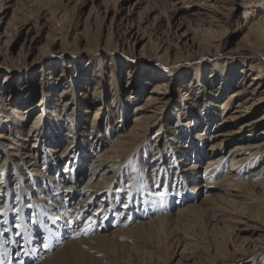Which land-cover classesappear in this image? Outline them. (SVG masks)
Returning a JSON list of instances; mask_svg holds the SVG:
<instances>
[{
  "label": "rangeland",
  "instance_id": "rangeland-1",
  "mask_svg": "<svg viewBox=\"0 0 264 264\" xmlns=\"http://www.w3.org/2000/svg\"><path fill=\"white\" fill-rule=\"evenodd\" d=\"M136 1L0 0V3L3 4L0 10V89L3 86L2 91H5L7 86L8 89L12 86L13 89L18 90L13 95L14 100L8 102L28 106L40 99L41 92L54 87V82L57 83L58 81V88L50 90L52 100L58 97L56 95L59 90L61 91L64 84L72 86L76 94L77 103L65 114L66 121L69 124L63 126L64 124H61V121H54L56 128L53 131L37 132L40 136V140H38H42L41 143L37 140L38 142L35 144L37 146L36 153L41 158L40 163L45 159V155L53 161L51 166L48 163L39 164V168L45 166L46 175H49L47 172L50 170L58 177L59 182H62V184L70 183V187L73 186L70 191L74 190L73 188L79 189L87 179L90 172L88 166L96 157L94 154L100 152L108 143H111L115 139L116 133L123 129L127 131L125 128L131 125L130 121L133 113H135L133 107L143 104L146 111L150 110L148 112L152 115L151 120L154 121L157 118L156 123H159L156 126L154 125L145 135L140 136L137 141L135 140L136 143L131 148L132 152L119 167L120 170L116 176L118 179L105 188L103 197H100L101 193L95 197L80 221L71 223L68 222L67 218L61 220L63 231L57 235L66 232L69 228L67 223L71 226L77 224L76 229L85 223L87 227L92 225V231L83 236L84 238L91 236V238L86 239L85 242H77L75 248L69 245L62 249L66 243L75 238L74 235L69 236L70 233H67L69 239L67 236L62 235L57 243L45 247L48 244V238H45L44 229H41L39 225L43 227L50 222H46L47 214L41 216L39 212H36L38 206L34 208L33 201H30V198L33 195L36 198L40 197L42 201L46 200L42 194L51 193L50 189L52 187L50 189L48 187L52 182L47 181L48 178L40 176L42 181H39L41 182L40 186L44 189L42 192L38 187L39 191L37 189L32 190L29 198L26 192L21 191V187L18 193L15 186H19V182L21 186L23 181H20L14 175L16 174V168L8 160V154L2 147L0 150V163L3 162L0 166L2 168L0 170V235L6 238L5 241H10L7 227L12 228V234L14 238L18 236L17 241L19 242V246L15 245L16 249L11 250L10 262L13 263L16 260L17 249L18 251L22 250L21 243L23 241H20L22 235H19L18 227L21 224H27L36 234L35 239L32 240V247L35 248L36 253L27 262L24 261L25 264H264V231L256 230L257 232L250 233L249 230H239L240 227L245 226V221L247 224H257L264 228V208L256 211L253 205L247 204L246 210L237 212L221 199L217 186L200 184L201 189L199 191L190 188L189 185L199 183V181L202 182L199 177L195 176V172H201L202 169L200 167L196 170H189L186 162H192L196 159L203 165L206 160V156L202 157V155L193 158V155H190L191 149L194 145H198L197 148L202 146L198 153L207 149L208 143L216 139L211 134L217 128H213L214 124L212 125L210 121L208 122L209 125L207 124L208 127L205 126L207 133L203 135V138L196 140L197 142H187L190 133L188 135V129H186L180 135L183 128L176 123L178 116L174 114V105H172L185 99L183 102H188L186 106L184 105L187 109V107H190L191 98H194L195 95L199 96L206 89V92L208 90L211 92L209 95L216 102L210 113L216 116L221 114L217 104H220L228 93L235 89L238 83L234 84L227 81L222 84L220 81L222 78L219 79V72L213 71V76H210L211 65L217 59L218 61H227L233 64L231 72L237 73L243 58L248 57V60L249 58L257 60L256 56L251 53L252 50L245 46V26H241V23L250 25L251 18L254 19L256 13L264 11V6L255 3L250 4L256 7H252L255 8L254 12L249 11L250 14H247L246 18L244 15L246 6L242 4V0H192L191 3L182 5L179 20L181 28H176V24L173 27H167L165 15L160 11V7H155V10L150 12L146 8L144 10L139 8L140 4H136ZM145 1L141 6L151 2L150 0ZM206 1H215L218 5H223L222 10L229 13L227 19L223 20L225 22L211 25L215 33L213 36L200 29V27L208 26L206 21L210 20L209 16L212 14L211 7L206 5ZM229 7L233 9L229 10ZM249 7L247 10L252 9ZM30 11L33 15H30ZM50 13L53 14V17H50ZM155 13H159V18L154 21L152 17ZM128 18H132V32L136 29L138 32H134L131 38L125 40V28L128 29L129 27ZM200 20L205 23H202V26L194 31L192 28L201 23ZM35 21L37 24H34ZM84 30H88L91 36L85 37L83 35ZM183 30L188 31V41L186 43L179 36ZM64 33H67V35L63 36ZM133 38L136 42H133ZM216 38H221L219 44L214 40ZM6 39L8 44L4 42ZM143 43H146L145 50L140 49ZM156 45L168 47L170 55H181L179 59L174 61L182 66L165 64L162 66V63L157 62L154 54L156 52L162 53L163 50L158 49L155 51L154 47ZM43 54L47 56L43 70L40 67L31 70L28 68L24 71L21 70V75L14 74V77L10 78L12 74L7 67L17 68L31 65L30 62L34 58H39ZM192 63H201V79L207 78L206 81L201 80L204 81L205 85L199 91L196 89V92L194 86L197 84L198 79L194 75L191 77L192 70L188 66ZM170 64L172 65V63ZM63 66H65V72L62 77L60 73ZM112 66H118L117 80L119 88L125 84V73L129 69L135 68L133 89L131 90L133 93L131 97L134 96L135 98H127L128 91L122 90L123 105L110 100L111 92L108 76ZM155 66H162L163 69L157 72ZM97 69L99 73L100 70L103 73L102 76L106 83H104V93H101L104 109L100 111L97 120V124L101 125L97 129H100L101 132L100 135L96 136V132L89 133L91 130L89 126L91 116L89 118L88 115L91 107H87L88 112L84 110L86 104L82 93L84 92L85 95V93L89 94L93 91L95 80L99 75L95 72ZM255 70L250 73H256ZM42 75L44 76L42 77ZM157 75L162 76L165 81L171 82L168 90L165 89L166 86L163 89L167 96L171 97L165 104L157 103V100L154 103L145 100L147 95L153 94L149 92L152 83L150 80L154 79L153 81H156ZM4 76H8V83L6 84L3 83ZM188 78H191L192 83L194 82L193 85L185 86V80ZM61 79L63 80L61 81ZM249 80L250 76H246V83ZM262 81L264 84V79ZM34 84L35 87L32 88L31 86H34ZM29 87L32 88L33 92L31 97H28V92H26ZM189 89L193 90L192 93L186 92ZM48 92L45 94L46 96ZM22 94H25L23 98H21ZM161 100L163 99L158 101ZM49 102L50 97L46 98L45 105ZM114 105L115 108L120 106L121 116L115 117L117 120H114ZM196 106H193V108ZM179 108L182 107L179 106ZM252 108L250 114L244 120L260 118L264 111V102L258 103ZM37 110L40 111V107L36 106L30 112V119L38 113ZM197 111L198 109L192 112ZM180 112L181 114L185 113L182 119H185V115L189 114L185 112V108ZM45 116V122L49 124L53 115L48 112L45 113ZM61 116L64 117V114L61 113ZM86 116L88 117L85 118ZM202 117L204 116L202 115ZM241 121L242 119L236 121L233 125L228 124V127L223 130L237 129L238 122ZM186 122H188V119L182 124ZM260 123L258 131L254 132L256 135L255 140L253 136L245 137L249 135L248 132L245 135L237 136L233 141L228 140L224 144L223 153H227L234 142L240 141L239 139L244 137L247 142L263 141L264 134L260 131L264 129V119L260 120ZM7 124H10V122ZM48 124L46 123L45 128L49 127ZM202 124L203 120L197 124L196 129H199ZM105 125L114 126L109 137L105 136L108 134L104 128ZM165 125L166 128H164ZM170 125L175 126L174 130L177 131L171 133L170 131L173 129L166 131ZM161 126L160 132H163L160 136H156L157 129ZM69 127L74 129V133L77 134L75 141L70 135H65ZM180 128L181 131L178 132ZM70 133L72 134V132ZM168 134L169 137L165 136ZM172 136H180V140L184 141V145H176L175 150H171ZM32 141L35 140L30 137L28 141H22V143L25 144V148H28ZM242 141L245 140L242 139ZM81 143L85 144L83 147L86 148L83 152H80ZM68 144L69 147L65 152H61ZM46 147L52 149L51 152L54 157L46 153ZM54 147L58 151H53ZM260 151L262 155L257 163L250 164L252 155L249 162L241 165L240 172L243 173L241 179H245L250 171L262 167L264 164V148ZM4 152L7 155H4ZM179 152L180 154H178ZM55 157L58 161L53 160ZM176 157H180L178 159L185 158L186 162H178ZM228 158L224 163L226 168L230 163ZM18 162L20 161L18 160ZM155 163L156 168L154 171L156 174L149 175ZM104 167L105 165L101 168ZM1 171H4V173ZM223 171L221 172L223 173ZM260 174L261 176L255 178V180L260 181L263 179L264 171ZM147 175H149L148 177H154L155 182L147 179ZM220 176H216L215 179ZM182 177H186L187 181L184 182ZM28 182H30L29 186L34 187L38 181L30 179ZM108 187L109 189H107ZM260 187L254 188L256 194L262 195L263 191ZM243 190L247 191L245 188ZM189 191L194 193L192 197L187 196ZM77 196L75 194L72 201ZM186 204L196 205V209L199 210L198 216L192 217L185 212H180V209ZM96 206H100V208L92 214L93 208ZM21 211L23 216H20ZM7 214L8 218L6 217ZM160 214L171 216L166 234L155 233V224L153 226L143 223L138 225V222L151 221L153 217ZM248 216L252 220H248ZM124 219H129L130 222L123 225ZM228 226L230 229L228 230L230 233L229 238L223 243L222 239L226 235L223 234V231ZM75 228H72V230ZM54 230L56 233L57 229L54 228ZM95 234H103V236H94ZM238 243H242V246L239 247ZM8 246L6 245V248ZM183 246H185V249L181 251V248H184ZM59 248L61 250L53 254ZM2 251L0 250L1 254ZM63 251L65 252L63 253ZM48 254H52L50 260L44 261L45 256ZM63 254L65 258L67 255L68 257L60 262L59 259ZM239 258H244V260L240 261ZM1 259L3 261L8 259V253L7 255L2 254Z\"/></svg>",
  "mask_w": 264,
  "mask_h": 264
},
{
  "label": "bare ground",
  "instance_id": "bare-ground-1",
  "mask_svg": "<svg viewBox=\"0 0 264 264\" xmlns=\"http://www.w3.org/2000/svg\"><path fill=\"white\" fill-rule=\"evenodd\" d=\"M144 1L145 0L136 1V4H140L139 8H141L142 10L146 8L147 10L152 12L155 10V7H160L161 8L160 11H162V13H164L165 15L167 27H173L176 24L177 26L176 28L180 27L179 20H180V12L182 10V5L189 4L192 2V0H169V1L150 0L151 2L149 4L147 3L146 5L141 6V4ZM206 3L208 7H211V13H212L209 16L210 20L206 21L208 22V26L200 27L202 26V23L203 24L205 23L203 22V20H200L201 23H198V25H196V27L192 29L194 31H197L200 27V29L208 32L209 34L213 36V34L215 33L211 25L213 26V24L215 23L219 24L221 22H225L223 20L227 19V17L229 16V13L224 12L222 10L223 5L221 4L218 5L215 1L213 2L206 1ZM254 3L258 5L261 4L262 6H264V0H242V4L246 6L244 9V15L246 18H247V14H250V12H254L255 8H252V7H256V6L250 5ZM2 6L3 4L0 3V10ZM248 6H250L249 8H252V9L247 10ZM130 9H129V13H130ZM232 9H233L232 7H229V10H232ZM159 13H155L153 15L152 19L154 21L158 20ZM30 15H33L31 11H30ZM50 15H51L50 17H53L52 13H50ZM98 21L100 22V20ZM249 22L251 23L250 25H244L243 23H241L242 24L241 26H245V32H244L245 46L252 50L251 53L256 56L257 60H251L250 58L248 60L247 59L248 57L243 58L242 59L243 62L240 65V68H238L239 70L237 73L231 72L233 64H230L227 61L226 62L218 61L217 59V60H214L213 61L214 64L211 65L210 76L211 75L213 76V71H217L219 72V79L222 78L220 80L222 84H225V82L227 81L232 82L234 84L238 83L237 86H235V89L230 91L227 97H225V99L222 100L220 104H217V106H219L220 108L221 114L216 116L210 113L213 106L216 104V102L212 97H210L209 94L211 92L209 90L206 92V89L203 90L199 96L195 95L194 96L195 99L193 97L191 98L192 100H190L191 102L190 107H187V109L186 107H184V105L186 106V104L188 103V102L187 103L183 102L185 99L180 100L181 102H177V103L171 102L173 103L172 105H174L173 106V110L175 111L174 114L178 116L176 118L178 119L176 123L177 125H181L183 128L182 129L183 131L180 133V135L183 132H185L186 129H188V135L190 133V137L187 142H190V141L197 142L196 140H200L201 138H203V135H206L207 133L205 126L210 121L212 122V125L214 124L213 128H217L215 132L211 134V136L215 137L216 139L208 143L207 149L203 151L201 150L200 153L198 152L202 146L197 148L198 145L197 146L194 145L193 149H191L190 155L192 154L193 158H196L197 155H202V157L206 156V160L204 161L203 165L200 164L198 161H196V159L193 160L192 162L189 161L190 162L189 163V162H186L185 158L178 159L181 156L178 158L176 157L177 158L176 161L178 162L185 161L186 164H188L187 169L189 170L191 169L196 170L197 168H200V167L202 169L201 172L196 171L195 176L199 177L203 183L199 181V183L189 185L191 186L190 188L193 190L199 191L201 189L200 184H209V185L211 184L213 186H217L219 188L218 194L221 195V199L224 200L225 204L229 205L231 209L237 212L241 210L242 211L246 210L247 204L250 206L253 205L256 211H259L264 208V175L262 177L263 179H261L260 181L255 180V178H257L258 176H261L260 173L264 171V164L262 165L261 168L254 169L250 171L249 173H247L246 175L247 177L245 179H241L243 173L240 172L241 165L249 162V159L251 158L252 155L253 157H252V161L250 162V164H253L255 162L257 163L260 156L262 155L261 154L262 152L260 150L264 148V140L247 142V140L245 139V137L253 136L255 140L256 135L254 132L258 131V127L261 125L260 120L264 119V111L260 118H257L255 120L253 119L244 120V118L250 114L249 112L251 111V109H253L252 107H255V105L258 103L264 102V84L262 81L264 79V11L256 13V17L254 19L251 18ZM127 23L129 27L128 29L125 28V33H126V37H124L125 40L128 38H131L132 34H134V32L136 33L137 31L136 29L132 32V28H133L131 27L132 18H128ZM34 24H37L36 21ZM187 33H188L187 30H183L179 35L182 37L181 40L184 41V43L188 41ZM62 35L66 36L67 33L66 34L64 33ZM83 35L85 37L91 36L88 30H84ZM132 40L133 42H136L135 38H133ZM214 40L217 41V43L219 44L221 41V38H216ZM4 42L8 44L7 39L4 40ZM145 45L146 43H143L140 49L145 50ZM158 49L159 50L162 49L163 50L162 53L156 52V54L154 55H155L156 61L159 63H162L161 64L162 66L163 64L170 65V66H176V65L182 66L174 61L175 59H179L181 55L180 56L170 55L169 54L170 50H168V47H163V46L160 47V45L159 46L156 45L154 47V50L157 51ZM46 60H47V56L43 54L39 56V58L38 57L34 58L30 62L31 65H24V66H20L17 68L7 67L10 70L9 72L12 74L10 75V78L12 79L14 77V74L21 75L22 74L21 70L24 71V70H27L28 68H30L31 70L33 68L35 69L37 67H40L43 70L44 61ZM170 63H172V65ZM162 66H155L154 68L155 70H157V72H159L161 69H163ZM188 66H190L192 70L191 77L192 75H194V77L198 79V81H196L197 84H195L194 86V90L195 92L197 91L196 89H198L199 91L203 87V85H205L204 81H201V80H205V81L207 80V78L201 79L202 64L192 63ZM254 69H256L255 70L256 73L254 74L250 73ZM118 71H119L118 66H112L109 72L110 75L108 76L109 77L108 83H109L110 92H111L110 100L111 102L113 101V102L121 103L123 105L124 103L122 102L123 98L121 95L122 90L128 91L127 98L129 97L135 98L134 96L131 97L133 95L131 90L133 89V81H134L133 75H135V68H131L129 69V71L125 73V84L123 87H120V88L118 87V80H117ZM64 72H65V66H63L61 69L60 74L62 77H63ZM95 72H97V74L99 75L97 79L95 80V87L93 91L89 92V94L85 93V95L83 92L82 95L85 97V104H86L84 110L88 112L87 107H91L89 109V115H88L89 118L91 116L90 118L91 121L89 123L91 130L89 131V133L92 134L96 132V136H97V135H100L99 133L101 132L100 129H97L101 126L100 124H97L98 123L97 120H98V117L100 116V111L104 109L102 105L103 99H101L102 97L101 93H104L103 92L104 83H106V81H104V78L102 76L103 73L101 72V70H100V73L98 69L95 70ZM43 76L44 75H42V77ZM246 76H250V80L248 81V83H246L245 81ZM28 77L30 76L28 75ZM62 80L63 79H61V81ZM153 80H150L152 81V83L150 84L151 88L149 90V92L153 94L147 95L145 100L149 101V103H154V101L157 100L156 101L157 103L165 104L169 99H171V97L167 96V93L164 92L163 89L166 86L165 89L168 90L171 82L165 81V79L162 78V76L160 77L159 75H157L156 81H153ZM3 81H4L3 82L4 84L8 83V76H4ZM185 81H186L185 86L194 84V82L193 83L191 82V78L190 79L188 78ZM54 84H55L54 87L50 89L48 88L45 92H41L40 99H38L37 101L33 102L32 104L28 106L15 105V104H11L10 102H8L10 100H14L13 95L16 92H18V90L13 89L14 87L12 86H10V89H8L9 87L7 86V90L2 91L4 87L3 86L1 87L0 89V146H1L0 150L2 149V147H4V149L6 150L8 154V160L14 165V168H16V172H15L16 174L14 175L17 178H19L20 181H23V184H21V186H20V182H19V186L17 187L15 186L16 191L18 193L20 192L21 187H22L21 191L23 193L26 192L29 198L31 196L32 190L37 189V191H39L40 189L42 192L44 189L40 186L42 182L40 180V176L44 178H48L47 181L52 182V184H50V186L48 187V189L52 187V189H50L51 193L42 194L43 197L46 198V200L42 201L40 197L36 198V196L33 197L32 195L30 198V201H33L34 208L38 206L36 209L37 210L36 212H39L41 216H43L44 214H47V216H49V217L46 216V222L48 223L50 222L49 224H45L43 227L42 225H39L41 229H44L45 238L46 239L48 238V244L45 245V247H50L54 243H57L61 239L62 235L67 236V238H68L67 233H70L69 236L74 235L73 237L75 238L71 239L69 243H66V245L62 247V249H65L69 245H72L75 248V245L77 242L79 241L85 242L89 240L91 236H88L87 238H84L83 236L87 233H90L93 227L92 225L87 227L85 223L84 225L76 229L75 227L77 226V224H74L73 226H71L70 224L67 223V226L69 228H67L66 232L62 233L61 235H57L59 232L63 231L61 220H66L67 218L68 222L76 223L77 221H80V219H82V217L88 210V206L93 203V200L95 199V197H97L99 193H101L100 197H103L105 188L108 185H110V183L118 179L116 176H117L118 171L120 170L119 167L125 162L127 156L132 152L131 148H133L137 139L140 136L145 135L147 131L149 132V130L154 125L156 126L157 124L156 122L158 121V119L156 118L154 121H152L151 120L152 115L150 114V112H148L150 110L146 111L145 110L146 107L143 106V104L133 107V110L135 111V113H133L132 115V118L130 121L131 125L125 128V130L127 131H124L123 129L122 131L116 133L115 139L111 143H108L107 145H105L106 147L103 148L100 152L94 154V156L96 155V157L93 161H91L90 165L88 166V171L90 172L88 173L87 179L85 180L84 184L81 186V188L79 189L73 188L74 190L70 191L73 187V186L70 187V183L62 184V182H59L57 180L58 177L55 176L54 173H51L50 170L47 172L49 173V175H46V171L44 169L45 166H43V168L38 167L39 164L41 163L43 165L45 163H48L51 166V164L53 165V161L52 159H50L48 156L45 155V159L42 160V162L40 163L41 158L36 153L37 146L35 145L36 142L40 140V136H38L37 132L38 131H43V132L53 131L54 128H56L55 123H53L54 121H61L60 123L64 124L63 126H65L66 124H69L66 121L67 118H65V114L70 109H72V106H74V104L77 103L76 97H75L76 94H75V91L72 89V86L65 85V84L63 88L61 89V91L59 90V92L57 93L56 96L58 97L52 100L50 90H54V88H58L57 85H59V81L57 83L54 82ZM31 87L34 88L35 84L34 86H31ZM31 87H29V89L26 90V92H28V97H31L33 94ZM192 89L186 90V92L188 91V93H192L193 91ZM217 89H216V92H217ZM47 92H48V95L46 96L45 94ZM187 94L186 96H188ZM24 95L25 94H22L21 98H23ZM48 97H50V102L49 104L45 105V100ZM67 98H70V99H67ZM160 99H163V100L158 101ZM55 101L57 102L56 104L54 103ZM195 105L197 106L193 108V106ZM36 106L40 107V111L37 110L38 113H36V115L30 119L29 118L31 114L30 112L34 110ZM179 106H181L182 108H179ZM119 107L120 106H117L115 108V105H114V113H115L113 114L115 115L114 118L121 116ZM184 108H185V112H188L189 114L185 115V119H182L185 113L181 114L180 110L183 111ZM196 109H198L197 112H192ZM204 110H205V113H204ZM48 112L51 115H53L51 117L52 120H50L49 124L48 122H45V119H46L45 113H48ZM155 112L157 111L155 110ZM61 113L64 114V117L61 116ZM202 115L204 117L201 118ZM88 116H86L85 118H87ZM187 119H188V122H186L185 124L184 123L182 124V122H184ZM240 119H242V121L238 122L239 126L237 127V129H227L226 131L223 130L224 128L228 127V124L233 125L236 121H239ZM114 120H117V118H115ZM201 120H203L202 126L199 129L198 128L196 129L197 124ZM8 122H10V124H7ZM25 122H26V127L24 128ZM46 123L48 124L47 126H49L48 128L47 127L45 128ZM104 128L108 132V134L105 136L109 137V135L111 134L110 133L111 129H113L114 126L111 127V126L105 125ZM164 128H166V125L164 126ZM174 128L175 126L170 125L169 128L166 129V131H168L169 129H173L170 131V133L177 131V130H174ZM161 129H162V126L159 129H157L158 131L156 132V136L161 135V133L163 132V131L160 132ZM180 131H181V128L178 130V132ZM70 132H72V134ZM247 132L249 135H246L244 138L239 139L240 141L234 142L229 147L227 153H223L224 144H226L228 140L233 141L237 136H240L242 134L245 135V133ZM260 133L264 134V129L261 130ZM65 135H70L74 141L77 136L76 132L74 133V129H70V127L67 129ZM165 136L169 137L170 135L168 134ZM30 137L34 139L35 141H32V143H30V147L25 148V144L22 143V141H28ZM171 139H172L170 142L171 150H175L174 148H176V145L177 146H180L182 144L184 145V141L182 142L180 140V136L179 137L172 136ZM242 139H244L245 141H242ZM41 141H39V143H41ZM84 145L85 144L81 143L80 152H83L86 150V148L83 147ZM68 147H69V144L61 152L64 153ZM53 149H54L53 151H58L56 147H54ZM51 150L52 149L46 147V153L49 154V156H53ZM6 152H4V155H7ZM178 154H180V152ZM227 158L229 159V162H230L228 168L224 166L225 160ZM18 160L20 162H18ZM53 160L58 161L57 157H55V159ZM137 160L140 161L139 158H137ZM2 163H0V166L2 165ZM20 163H21V166H20ZM103 165H105V167L102 169L101 167ZM154 165L155 166L151 168L149 175L150 174L154 175V173L156 174V172L154 171L156 168V163ZM1 169L2 168H0V170ZM222 170H224L223 173L221 172ZM1 172L4 173V171H1ZM149 175H147V177ZM218 175H221V176L215 179L216 176ZM153 178L154 177H148L147 179L153 180V182H155ZM182 178H184L183 179L184 182L187 181L186 177H182ZM21 179H24V180H21ZM30 179H34L35 181H38L35 184L37 188L36 186L34 187L29 186L30 182L28 181H30ZM257 186L258 187L261 186L260 188L263 191L262 195L256 194L255 188ZM38 187L40 188L38 189ZM244 188L247 191H244L243 190ZM107 189H109V187ZM189 193H187V196L192 197L194 194L191 191H189ZM75 194L78 196L72 201ZM256 205L258 206L256 207ZM196 207L197 206L193 204H186L183 208L180 209V212H185L191 215L192 217L198 216L197 213L199 210H197ZM99 208L100 206L94 207L92 214H94ZM20 216H23L22 211L20 212ZM6 217L8 218V214L6 215ZM170 218H171L170 215L160 214V215L153 217L151 221H145L141 223L138 222V225H142L143 223V224H149L153 226L155 224V227H154L155 233L166 234V230L168 228ZM247 219L252 220L250 216H248ZM123 222L124 223L122 224L125 225V224H128L130 220L124 219ZM244 224L245 226L240 227L239 230L241 231L249 230L250 233H255L257 232L256 230H260L262 232L264 231L263 230L264 228L260 225L247 224L246 221ZM7 228H8L7 229L8 233H9L8 238H10L11 240L5 241L6 238L0 235L1 237L0 238L1 239L0 240V250H3L2 254L4 255H7L8 253V259L3 261L4 259L3 258H2L3 260L1 259L2 254L0 252V264H22V263L25 264L24 261L27 262L28 259L33 257L36 253L35 248L32 247V240L35 239L36 234L33 233L32 228L27 224H21L18 227V233L19 235H22V237L20 238L21 239L20 241H23L21 243L22 250L18 251L17 249V255L15 257L16 260L12 263L10 262V253H11V250L15 248V245L19 246V242L17 241L18 236L15 238L13 236L12 228H9V227ZM54 228L57 229L56 233H55ZM72 228H75V229L72 230ZM228 230H230L229 226L223 231V234H226L224 238L222 239L223 243H225L227 241V238H229L228 236L230 233L228 232ZM94 236H103V234L101 235L95 234ZM6 245H9L8 248H6ZM237 245L240 247L242 246V243H238ZM183 247L184 248H181L182 249L181 251L185 249V246ZM59 250H61V248L53 252V254L56 252H59ZM64 252L65 251H63V253ZM51 256L52 254L46 255L44 258V261H49ZM66 258L64 257V254H63L61 255L59 261L63 262ZM239 260L242 261L244 260V258H239ZM34 264H43V263H34Z\"/></svg>",
  "mask_w": 264,
  "mask_h": 264
}]
</instances>
